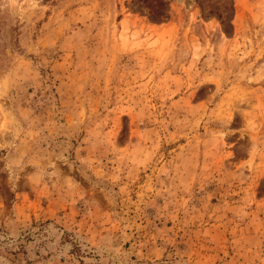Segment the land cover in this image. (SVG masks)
<instances>
[{
  "label": "rangeland",
  "instance_id": "obj_1",
  "mask_svg": "<svg viewBox=\"0 0 264 264\" xmlns=\"http://www.w3.org/2000/svg\"><path fill=\"white\" fill-rule=\"evenodd\" d=\"M0 264H264V0H0Z\"/></svg>",
  "mask_w": 264,
  "mask_h": 264
}]
</instances>
